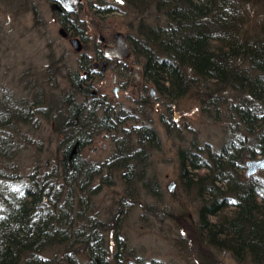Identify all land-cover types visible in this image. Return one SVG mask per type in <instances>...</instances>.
<instances>
[{"label": "trees", "instance_id": "16d2710c", "mask_svg": "<svg viewBox=\"0 0 264 264\" xmlns=\"http://www.w3.org/2000/svg\"><path fill=\"white\" fill-rule=\"evenodd\" d=\"M95 7L133 20L126 35L143 68L141 107L117 109L100 99L84 61L90 74L72 73L62 94L37 83L25 86L34 94H0V264H127L135 255L122 231L124 216L142 189L159 196V181L148 172L151 150L160 145L149 111L161 101L170 114L163 125L179 130L172 110L188 95L199 100L200 115L223 122L227 132L219 147L194 135L179 149L180 184L198 202L195 239L239 264H264V170L246 175L247 161L264 154V0H98ZM61 13L63 24L77 22ZM43 118L62 138L47 159L34 152L24 166L25 143ZM107 132L112 155L88 159L86 148ZM117 175L124 189L101 208L96 199Z\"/></svg>", "mask_w": 264, "mask_h": 264}, {"label": "rangeland", "instance_id": "374dc122", "mask_svg": "<svg viewBox=\"0 0 264 264\" xmlns=\"http://www.w3.org/2000/svg\"><path fill=\"white\" fill-rule=\"evenodd\" d=\"M27 1L25 5L16 0H0V94L8 93L17 98L34 94L26 91L27 83H37L38 87L47 88L49 93L54 89L56 94L70 89L71 74L78 70L81 75L86 73L80 64L82 54L75 49L72 39L78 37L82 44L85 43L83 50L88 56L85 60L93 63L96 49L103 46L98 41L99 36L103 35L111 42L115 33L128 34L130 22L133 21L120 11L98 13L95 7L98 0H83L79 9L71 13V17L77 20L72 25L83 32V37L69 29L68 26L72 25L62 23L63 15L55 0ZM91 36L95 37L94 40ZM128 63L130 69L139 65L133 56ZM116 73L120 74L119 84L129 80L122 85L118 96L113 92ZM132 79L131 72L119 73L112 66L107 72L102 73L99 69L91 74L88 85L100 99L110 101L117 109L137 110L144 95L138 87L140 85H134ZM174 109L172 116L179 123V130L170 132L162 123L163 116H170L167 106L161 101H154L149 111L160 145L151 150L148 172L159 181V196L147 194V190L142 189L140 202L131 206L124 216L122 231L127 238L128 249L145 261L158 259L177 264H239L229 253L203 248L197 242L198 202L193 201L180 184L179 149L187 145L194 135H198L200 143L209 142L219 147L227 137L224 123L210 122L200 115V102L190 95L181 99L178 108L176 106ZM136 120L130 121L127 126H132ZM142 120L140 118L138 121ZM23 130L24 134L33 135L30 129ZM61 138L62 135L55 132L54 125L43 118L40 129L28 138V144L25 143L27 147L20 156V163L24 166L30 164L34 152L42 153L43 159H47L56 150ZM39 143L42 144L41 150H37ZM114 149L112 132H107L99 135L86 148L84 155L100 162L111 156ZM116 180L114 186L105 188L97 197V205L101 208L112 202L117 191H123V181L119 175ZM172 181L176 182L173 192L169 190ZM143 204L147 205V209Z\"/></svg>", "mask_w": 264, "mask_h": 264}, {"label": "flooded vegetation", "instance_id": "af4514ba", "mask_svg": "<svg viewBox=\"0 0 264 264\" xmlns=\"http://www.w3.org/2000/svg\"><path fill=\"white\" fill-rule=\"evenodd\" d=\"M28 2V1H27ZM57 2V1H56ZM83 2V0L81 1V3ZM58 3V2H57ZM81 3H80V5H81ZM58 5H59V3H58ZM80 5H79V7H80ZM60 6V5H59ZM79 9V8H78ZM58 10H60V12H62V11H67V12H70L71 13V11H69V10H66L65 8H63L62 6H60V7H58ZM119 33V32H118ZM125 35V37H126V39H127V41H128V43H129V40H128V37H127V35L126 34H124ZM101 37V35L99 36V38H98V41L101 43V44H103V46H102V48H97L96 49V54H95V56L94 57H96L95 59V61H93V63H90V61H87V60H85L86 59V57H88L87 56V52L86 51H84L83 49H84V47L82 48V50H77L78 52H81V54H82V57H83V60L82 61H84L85 63H87V64H90V66L92 67V73L91 74H93V73H95V72H97L99 69H100V71L103 73V72H107L108 71V69L110 68V67H112L113 66V68H115V69H118L119 70V73H122V71H123V69L125 68V67H128V65H129V59L132 57V49H131V46H130V49H131V54L130 55H128V56H124V57H122L121 55H122V52H123V48L122 47H120V46H118V44H120V42H119V40H120V36L119 35H117V33H115V34H113V41H111V42H109L108 40H107V38L105 37V36H103V39H101L100 38ZM94 36H91V39L92 40H94ZM82 39V38H81ZM83 41V40H82ZM84 42V41H83ZM83 45H85V43L84 44H82V46ZM121 45V44H120ZM129 45H130V43H129ZM116 46V47H115ZM86 47V46H85ZM112 47H115V48H112ZM89 59V58H88ZM105 62H107V69L106 70H103V67H104V63ZM96 63L98 64L97 66H96ZM142 67V66H141ZM132 66H131V70H130V72L133 74V72H132ZM86 75H89L90 74V72H88V71H86ZM119 75L120 74H115L114 75V82H115V79L117 78V83H116V85L115 86H118L119 87V90H121V87H122V85H124V84H126L127 82L126 81H124V82H122L121 84H119ZM129 81V80H128ZM142 81H143V68H142V78H141V83L139 84V85H141L142 84ZM133 82V81H132ZM139 87V86H138ZM152 87V86H151ZM151 87L149 88V91H150V94H151ZM93 93L95 94V91H93ZM117 96V95H116ZM157 96H158V93H157Z\"/></svg>", "mask_w": 264, "mask_h": 264}, {"label": "water", "instance_id": "95a60500", "mask_svg": "<svg viewBox=\"0 0 264 264\" xmlns=\"http://www.w3.org/2000/svg\"><path fill=\"white\" fill-rule=\"evenodd\" d=\"M55 1H57L59 3V5L62 6L63 8H65L66 10L76 12L78 10L79 5H80L82 0H55ZM117 35L120 36L119 42L121 44V45L118 44V46L123 48V52H122L121 56L124 57V56L130 55L131 54L130 45H129L124 33L119 32V33H117ZM100 38L103 39V35H101ZM72 44L75 47V49L78 51L82 50V48H83L82 43L78 37H74L72 39ZM115 47H112V48H115ZM97 65L98 64L96 63V66ZM106 69H107V62L104 63V67H103V70H106ZM132 72H133V79H132L133 84L139 85L141 83V78H142V67L139 65L136 67H133ZM115 83H117V78L115 79ZM118 91H119V87L115 86L113 92L117 96H118ZM151 94L153 97L157 96V91H156L155 87H151ZM263 170H264V154L258 158L250 159L247 161L246 175L248 177L255 175V174H258L259 172H261ZM175 187H176V182L172 181L169 184V190L173 192L175 190ZM128 264H139V263L134 258H129Z\"/></svg>", "mask_w": 264, "mask_h": 264}]
</instances>
